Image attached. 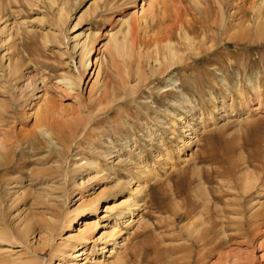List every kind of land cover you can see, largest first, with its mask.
I'll return each instance as SVG.
<instances>
[{
    "label": "rangeland",
    "instance_id": "1",
    "mask_svg": "<svg viewBox=\"0 0 264 264\" xmlns=\"http://www.w3.org/2000/svg\"><path fill=\"white\" fill-rule=\"evenodd\" d=\"M261 2L0 0V141L12 143L0 158V224L15 229L28 218L35 245L43 229L54 236L43 230L49 248L25 253L17 264H264V216L252 220L248 234L237 225L264 212ZM220 5L233 25L227 35L240 32L244 41L199 27L206 16L217 26ZM183 22L196 24L191 43L180 37ZM96 33V64L86 71L74 37L82 43ZM111 35L127 36L123 57ZM167 42L177 52L168 61L161 53ZM79 73L81 85L69 93L59 80ZM254 85L263 88L262 100L241 103L240 93ZM222 102H233L232 111ZM36 117L54 123L57 146L37 132ZM247 178L254 188L243 193ZM90 199L99 201L96 212L78 210ZM135 208L124 224L121 217ZM64 211L73 212L71 228L53 230L49 217L56 223ZM89 220L97 229L87 243H67ZM113 225L114 236L104 239ZM57 245L84 248L86 255L71 260L55 253Z\"/></svg>",
    "mask_w": 264,
    "mask_h": 264
},
{
    "label": "bare ground",
    "instance_id": "2",
    "mask_svg": "<svg viewBox=\"0 0 264 264\" xmlns=\"http://www.w3.org/2000/svg\"><path fill=\"white\" fill-rule=\"evenodd\" d=\"M221 1V0H220ZM218 4H219V0H218ZM220 10L222 11V12H220V10H219V13H220V20H219V23H217V21H216V23H214V22H212L213 23V25H217L216 27H214V26H211V24H209V23H211V19H210V17L209 16H206V19L207 20H203V21H201V23L200 24H198L199 25V27L201 28H203L204 29V31H207V30H209V31H219L220 30V32H221V34H223L224 36H225V34H226V37L224 38V39H227V41H228V39L230 40V41H244V39H242L241 37L242 36H240V32L239 33H237V34H234V35H227L228 34V32H230V30H232V26H227V24H226V22H227V14L225 13V6L224 5H220ZM222 8H223V10H222ZM264 8V0H262V2H261V4H260V6H259V8H258V14H257V19H256V22H257V28H259L258 29V32H259V34H260V36H258V38H257V41H261L262 39H263V34H264V25H261V22L263 23L264 22V13L262 12L263 10H261V9H263ZM2 9V8H1ZM2 11V10H1ZM68 14L66 13V8H65V6H62V7H60V9H59V12H58V15H57V21L60 23V24H62L63 25V23H64V20H65V18H66V16H67ZM208 15V14H207ZM231 15V14H230ZM1 20V19H0ZM125 20V19H124ZM127 23V24H129L128 22V20H126V21H124V23ZM181 22V21H180ZM200 22V21H199ZM187 23V22H186ZM249 24V23H248ZM196 25V24H195ZM194 24L192 25V23L191 24H185V22H183V24L181 25V30H180V32H181V38L182 39H184V41H186V43H191L192 41H191V38H190V35L189 34H196L197 32H196V27H194L195 26ZM201 25V26H200ZM204 25V26H203ZM220 26V27H219ZM128 27H130L129 25H128ZM248 27V26H247ZM246 27V28H247ZM249 28H250V26H249ZM202 29V30H203ZM239 29H242V26L241 27H239ZM237 30V29H236ZM58 31H59V34L60 35H62L63 36V31H62V29L60 30V28L58 29ZM250 31V30H249ZM99 33V32H98ZM231 33V32H230ZM112 34V33H111ZM126 35V34H125ZM205 35H207V34H205ZM218 35V34H217ZM97 33L94 35V39L93 40H89V38H87L86 40H84L82 43H81V40H83V39H81V40H79L80 39V35L79 36H76V37H74V39L76 40V45L73 47V51L75 52V50L77 49V47H79L80 45H81V52H80V67H82V69H86V71L89 69V67H90V65L92 64V67H94L95 66V64H96V61H94V62H92V60H91V58L93 59V55L95 54V52H96V49H95V46H96V44H97ZM111 37L113 38V43H114V50H115V52L117 53V55L118 56H121V57H123V52H125V51H127V50H129L128 49V40H127V36H124V38H123V40H119V39H117V38H115L113 35H111ZM167 37V36H166ZM244 38H246L245 36H243ZM209 38V37H208ZM248 38V37H247ZM47 39V38H46ZM203 39V38H202ZM215 39V38H214ZM48 40V39H47ZM169 40V39H168ZM205 40H206V38H205ZM204 40V41H205ZM212 40V39H211ZM191 41V42H190ZM215 41H216V39H215ZM171 42V41H170ZM170 42H167V43H163L165 46H163V48H162V50H161V53H163L162 55H163V58H164V60H166V61H168V59H174L175 58V56H177L176 55V51L174 50V47H173V45H172V43H170ZM213 42H214V40H213ZM204 44H205V42H203ZM202 44V43H201ZM156 46H158V44H156ZM192 46H193V44H192ZM191 45H189L188 47H190V49H191V47H192ZM194 47V46H193ZM158 51H160V48L158 49ZM97 53V52H96ZM206 53V52H205ZM5 57H2L1 58V60H2V62H3V59H4ZM97 58V57H96ZM95 59V58H94ZM96 60V59H95ZM160 61V60H159ZM162 64V63H161ZM241 67V66H240ZM227 68V67H226ZM244 70V69H243ZM6 71H8L7 73H9V75L10 76H12V75H16L17 74V72H18V70L15 68V69H13L12 67H10V65L8 64V66H7V70ZM94 74L95 75H97V72H96V69H95V72H94ZM83 73H79V75H78V77H73V78H68V77H66V78H63V79H61V80H59L60 82V84H63V85H65V87H66V90H68V92L70 93V92H73V91H75V89H77V88H79L80 87V85H81V81L83 80L82 78H83ZM96 79H97V77H96ZM260 85V84H259ZM262 93H263V88H261L260 86H258V85H254V87L252 88V92H250V91H248L247 90V92H244V93H240V101H241V103H243V104H248L249 105V101H253L252 100V98H255V99H257L256 101H261L262 100ZM239 95V94H238ZM253 96V97H252ZM239 97V96H238ZM100 98V97H99ZM224 105H227L225 102H222V106H223V108H226ZM233 102L232 103H230V104H228L227 105V107L229 108V106H230V110L232 111V107H233ZM47 111V110H46ZM233 113V112H232ZM38 116H40V115H38ZM37 118V117H36ZM38 119V118H37ZM36 119V120H37ZM35 120V122H36V127H35V129L37 130V132L40 134V136L41 137H43V138H45V139H47L48 141H49V144L52 146V147H55V146H57L56 144H55V142L56 141H54V139H55V130H54V123H52V121L50 122V121H48V120H46V118H41V117H39V119L36 121ZM196 131L194 132V134H192V135H195V136H191V139H194L195 137H196ZM29 134V133H28ZM35 135H36V138H37V134H36V132L34 133ZM25 135V134H24ZM26 135H27V133H26ZM30 135H31V132H30ZM23 136V135H22ZM29 136V135H28ZM32 136H34V135H32ZM30 137V136H29ZM28 138V137H27ZM35 138V137H34ZM26 139V138H25ZM24 140V139H23ZM7 143H9V142H4V141H0V158H2L3 159V157H4V154L6 153V151H10L11 149H12V146H11V144L9 145V144H7ZM57 148V147H56ZM58 149V148H57ZM14 152H16L15 150H13ZM13 156V155H12ZM98 175V174H97ZM96 175V176H97ZM69 179V178H68ZM67 180V179H66ZM63 181H65V180H63ZM252 181H254V179H250V178H247L246 180H245V183H244V186H243V193H247L248 191H250V190H252L253 188H254V183L252 182ZM244 182V181H243ZM67 183V181L64 183V185ZM80 185H82V183H80ZM79 185V186H80ZM68 198V197H67ZM126 200V199H125ZM125 200L123 201V202H125ZM83 203V202H82ZM98 204H99V201H97V200H88L87 201V203H84L83 205H81L80 206V208L78 209V210H81V209H85V208H87V207H92L93 209L92 210H94L95 212H96V210L98 209ZM121 204V203H120ZM246 204V203H245ZM250 204V203H249ZM136 205V207H137V204H135ZM119 206V205H118ZM122 206V205H121ZM119 207V209L118 208H116V209H118V210H122V209H120V208H122V207ZM140 206V205H139ZM240 205H238L237 206V208L239 207ZM248 206V205H247ZM100 207V206H99ZM250 207V206H249ZM62 209V208H61ZM115 210V209H114ZM111 211H113V208H112V210ZM119 211V212H120ZM135 211H136V208L134 209V210H131L130 209V211H129V213L125 216H122L121 217V221L123 220V223L124 224H126V223H128V222H132V219H133V217H134V214H135ZM121 212H123V210L121 211ZM251 212V211H250ZM261 212V211H260ZM259 211H257V212H254L253 214H251V215H249L248 216V218L247 219H244V220H242V221H240L237 225H238V229L239 230H241V231H243L244 232V234L245 233H247L248 234V230H249V228L251 227V223H252V220L254 219V218H257V217H260V216H264V212L262 211V213H260ZM71 214H73V212L72 211H64V213L61 215V217H60V220H57V222L55 223V221H53L52 220V217L50 216L49 218H50V221H52V222H54L53 223V225H52V229L53 230H58V229H61L60 227H62V229L64 228V226L65 227H67V228H71V226H72V222L74 221V219H73V216H71ZM75 214H76V212H75ZM209 214V213H208ZM121 215H123V213L121 214ZM241 215V214H240ZM28 217V216H27ZM246 218V217H245ZM23 219V218H22ZM54 219V218H53ZM242 219V218H241ZM48 220V219H47ZM46 220V221H47ZM240 220V219H239ZM96 221L94 220V221H84V228H83V230H81V231H79V233L78 234H75V235H71L68 239H67V243H73L74 245H82V244H84V243H87V241L90 239V237L91 236H89V234H91V233H93L94 232V230H96L97 228L95 227V225L93 224V223H95ZM207 222L208 223H212V221H211V219L210 220H207ZM48 223V222H47ZM97 223V222H96ZM232 223V222H231ZM8 224V223H7ZM7 224H4V223H2V224H0V244H5V245H3L1 248H0V254H5L6 256H4L2 259H3V263L4 264H17V261H19L20 259H21V257H22V255L23 254H25V253H29V252H31V254H34L35 256H36V253L40 250V251H42L44 248L43 247H48L49 248V245H48V243H44V241H42L43 240V238H45L44 236H45V234H46V232L49 234L48 236L50 237V240L52 239V241L54 240V236H53V233L50 231V230H44V231H46V232H43V230H42V232H37V234H36V236H38V235H40V236H38L39 237V239L38 240H36V245H35V243H33V241H34V238H35V230L32 228L33 227V224H32V221H30V220H28V218H26V219H24V220H21L20 221V223L17 225V226H15V229H13L11 226H9V224L7 225ZM204 224H206L205 222H204ZM227 224V223H226ZM229 224V223H228ZM7 225V226H6ZM48 225H50V224H48ZM13 226V227H14ZM192 226H194V228H192V229H195V225H191V227ZM222 227V226H221ZM253 227V226H252ZM46 228H49V227H46ZM51 228V227H50ZM49 228V229H50ZM191 229V230H192ZM197 229V228H196ZM195 229V230H196ZM115 230H116V225H113V226H109V231L108 232H106V233H104V235H103V237H104V239L105 238H111V237H113L114 236V233H115ZM222 232L220 231V233H222V234H226V232L224 231V227H222ZM194 231V230H193ZM240 231V232H241ZM252 231V230H251ZM59 233V232H58ZM194 233H195V231H194ZM209 233H210V231H209ZM213 234H215L214 232H213ZM253 234V233H252ZM47 235V234H46ZM209 235V234H208ZM210 237H211V235H210ZM31 238H32V240H31ZM249 238V237H248ZM46 239V238H45ZM107 239V240H108ZM227 239V238H226ZM43 243H42V242ZM46 242V241H45ZM109 243V242H108ZM16 244H18L19 246H20V248H21V246H22V249H21V251H16V248H13L14 246H17ZM123 245L124 243H123V241L122 242H119V243H117V242H115V243H113L112 244V248H110L109 250H108V253H110V255L108 256V257H111V255H113V254H115L116 253V249L117 248H119V245ZM59 245H60V243H59ZM61 246V245H60ZM60 246L58 247V245L57 246H55V247H57V248H54L55 249V253L56 252H62L63 254H66L67 255V257L68 258H70L71 260H74V261H76V260H79L81 257H83V256H85L86 255V250L84 249V248H80L78 251H74V252H71L72 250H73V248L72 249H69V248H71L70 246H72V245H62L63 247H61L60 248ZM69 246V247H68ZM76 248V247H75ZM74 248V249H75ZM53 249V248H52ZM51 249V255H54V254H52V252H53V250ZM24 252V253H19V252ZM107 252V251H106ZM54 253V252H53ZM33 256V255H32ZM6 258V259H5ZM32 258V257H31ZM33 258H34V256H33ZM36 258V257H35ZM1 259V260H2ZM120 259H122V258H120ZM251 259H254V258H252L251 257ZM5 260V261H4ZM82 260V259H81ZM84 260H86V258L84 259ZM124 260V259H123ZM122 260V261H123ZM29 261H30V259H29ZM131 261V258H130V256H129V262ZM96 262H97V260H93L92 262H91V264H96ZM125 262V261H124ZM124 262H122V263H120V262H118L117 261V263L115 262V263H110V264H123ZM249 262V261H248ZM250 263H252V262H250ZM75 264H78V263H75Z\"/></svg>",
    "mask_w": 264,
    "mask_h": 264
}]
</instances>
